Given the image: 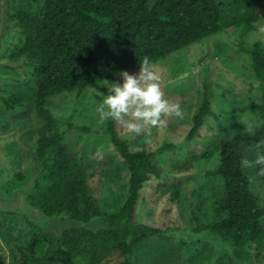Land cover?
Masks as SVG:
<instances>
[{
    "label": "trees",
    "instance_id": "obj_1",
    "mask_svg": "<svg viewBox=\"0 0 264 264\" xmlns=\"http://www.w3.org/2000/svg\"><path fill=\"white\" fill-rule=\"evenodd\" d=\"M260 6L264 0H235L227 9L217 0H154L151 8L147 0H43L40 10L19 9L10 17L23 40L9 58L30 70L40 127L32 133L35 149L30 181L25 173L16 174L7 186L25 187L28 180L24 200L44 217L85 224L101 222L90 228L71 225L57 234L38 228L28 243L14 245L17 254L13 264H107L113 256L116 264H135L137 246L148 245L151 237H161L165 231L137 222L136 209L141 188L149 179L160 177V157L172 145L164 143L155 151L132 150L117 123L106 121L100 132L107 136L128 177L122 205L115 211H104L95 193L88 191L86 172L64 143L68 129L74 127L80 133L93 130L74 123L72 116L63 128L48 99L72 92L80 97L88 87H99L121 71L139 68L145 56L157 63L227 30L239 35L252 33L259 28ZM241 49L247 53L253 78L258 81L263 101L260 109L264 112V43ZM204 70L209 71L208 67ZM202 82L187 141L196 137L207 117L220 121L212 108L211 81L206 76ZM1 100L12 109L23 103L24 96L11 93ZM82 102L86 108L89 100ZM260 141H264V122L250 136L251 150ZM255 155L252 151V160ZM242 160L236 143L211 136L200 154L190 152L175 168L187 171L193 163L208 166L196 190L209 192L212 214L203 215V224L196 218L191 234L202 233L206 239L214 236L215 244L228 248L238 264H259L264 253V228L260 225L264 203L255 193L250 176L263 183L264 176L258 175L259 167L250 168L248 174Z\"/></svg>",
    "mask_w": 264,
    "mask_h": 264
},
{
    "label": "rangeland",
    "instance_id": "obj_2",
    "mask_svg": "<svg viewBox=\"0 0 264 264\" xmlns=\"http://www.w3.org/2000/svg\"><path fill=\"white\" fill-rule=\"evenodd\" d=\"M234 1L217 0V3L227 9ZM153 3L154 0H147L148 8ZM42 6L43 0H0V264H13L17 254L14 245L28 243L31 233L38 228L57 234L71 225L84 228L101 225L100 221L85 224L47 218L24 200L34 168L32 133L40 127V121L35 113V89L30 70L21 61L9 58L23 40L10 17L19 9L38 11ZM259 8L262 14L256 31L239 35L227 30L179 50L164 61L152 63L161 77L164 98L180 104L183 119L163 117L166 127H149L139 135L129 133L117 124L132 150L146 148L155 151L164 143L172 145L160 157V177L149 179L141 188L136 209L137 222L165 231L161 237H151L148 245L137 246L135 264H238L230 257L228 248L215 244L214 236L209 235L206 239L202 233L194 235L190 232L196 226V218L199 224H203V215L212 214L209 192L196 190L198 182H203L202 171L208 166L193 163L187 171L177 170L175 166L184 162L190 152L200 154L211 136L236 143L243 159L252 160V134L244 132L245 125L240 115H247L254 123L255 131L264 122V112L260 109L263 101L258 81L253 78L249 67L248 55L241 47L264 43V32L260 31V27H264V6ZM205 67H208V72H205ZM127 72L136 74L139 68ZM206 76L212 84V108L220 121L207 117L196 137L187 141L185 137L198 107L202 81ZM107 81L122 83L120 75ZM91 87L102 95L108 94L104 83ZM92 88L88 87L80 97L75 92L51 97L48 103L63 128H66L65 121L72 116L74 123L93 130L80 133L74 127L68 129L64 143L68 152L75 155L79 167L86 172L89 193H95L94 198L102 210L112 212L122 205L126 197L128 175L107 136L100 132L105 122H98L96 108L104 97ZM18 92L24 96L23 103L7 108L1 97ZM86 99L89 103L85 108L82 101ZM146 138L150 143H145ZM245 169L251 174L250 168ZM24 173L29 180L25 187L22 184L7 186V181L13 176ZM250 180L260 202L264 203V183L253 174ZM2 188L8 189L2 191ZM260 225L264 228V216ZM182 238L183 241L180 240ZM249 249L255 253L252 246ZM262 254V263L259 264H264ZM250 260L256 262L253 255ZM115 261L116 256H113L107 264H116Z\"/></svg>",
    "mask_w": 264,
    "mask_h": 264
},
{
    "label": "clouds",
    "instance_id": "obj_3",
    "mask_svg": "<svg viewBox=\"0 0 264 264\" xmlns=\"http://www.w3.org/2000/svg\"><path fill=\"white\" fill-rule=\"evenodd\" d=\"M264 32V27H260ZM122 83L103 81L107 86L108 94L102 95L103 102L98 105L96 112L98 122L103 124L108 120L115 121L129 133L141 134L149 127H166L163 117L184 118V112L177 102L164 98L161 90V77L154 69L149 57L145 56L140 61L139 72L129 74L127 71L119 73ZM245 127L244 132L254 134V123L244 113L240 115ZM150 135V133H149ZM145 143H150L146 138ZM264 141L255 145V159L247 158L241 161L244 168L259 167L258 175L264 176Z\"/></svg>",
    "mask_w": 264,
    "mask_h": 264
}]
</instances>
